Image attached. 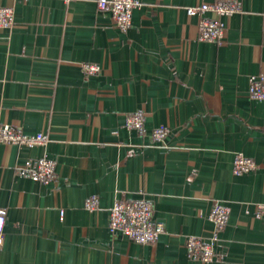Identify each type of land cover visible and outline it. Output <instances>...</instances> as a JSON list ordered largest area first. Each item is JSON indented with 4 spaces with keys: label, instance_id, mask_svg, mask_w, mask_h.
<instances>
[{
    "label": "crops",
    "instance_id": "1",
    "mask_svg": "<svg viewBox=\"0 0 264 264\" xmlns=\"http://www.w3.org/2000/svg\"><path fill=\"white\" fill-rule=\"evenodd\" d=\"M139 1L124 32L98 0H0L15 13L0 32V124L48 136L0 145V264H202L186 241L212 236L213 200L231 212L223 259L207 264H264V102L249 97L250 78L264 75V0H241L222 45L198 41L188 13L217 0ZM86 63L100 73L86 75ZM139 110L144 135L125 126ZM161 126L171 133L157 143ZM237 154L258 168L235 175ZM40 158L56 163L49 184L18 174ZM118 198L152 203L166 229L158 243L112 237Z\"/></svg>",
    "mask_w": 264,
    "mask_h": 264
},
{
    "label": "built area",
    "instance_id": "2",
    "mask_svg": "<svg viewBox=\"0 0 264 264\" xmlns=\"http://www.w3.org/2000/svg\"><path fill=\"white\" fill-rule=\"evenodd\" d=\"M139 0H98L101 11H110L114 26L126 32L132 25L133 13L142 7ZM241 0H217L214 3H201L188 8L192 17H198V41L224 44L227 38L228 27L224 19H229L241 13ZM15 26V13L12 7H0V32L12 29ZM86 75L100 73L101 67L97 64L82 65ZM249 97L264 102V75L250 78ZM146 112L136 111L126 115L125 126L140 135L146 133ZM171 133V129L161 126L152 131L154 142H164ZM48 136L40 133L34 136L25 135L11 125L0 124V145H14L34 148L45 145ZM258 165L255 160L243 154H237L233 162V173L242 176L255 171ZM56 163L47 158L29 160L22 165L18 174L23 177L41 182L51 183L56 176ZM85 209L96 212L100 209V198L91 196L85 200ZM257 217L264 213V205L258 206ZM230 208L217 200H213L209 220L214 224V231L210 239L206 240L191 236L186 241L188 258L194 262L207 264L223 259L217 251L220 236L226 228L230 218ZM6 224V212L0 208V248L3 243ZM109 232L112 237L122 234L136 244H156L161 235L166 232L165 225L155 220L154 207L151 202L143 199L130 201L118 198L110 209Z\"/></svg>",
    "mask_w": 264,
    "mask_h": 264
}]
</instances>
